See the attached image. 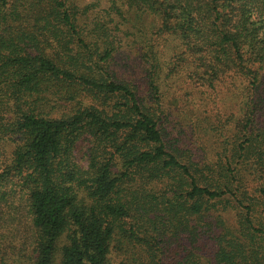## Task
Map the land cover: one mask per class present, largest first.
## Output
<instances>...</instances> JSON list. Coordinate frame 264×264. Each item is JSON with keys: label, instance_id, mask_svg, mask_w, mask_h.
<instances>
[{"label": "trees", "instance_id": "1", "mask_svg": "<svg viewBox=\"0 0 264 264\" xmlns=\"http://www.w3.org/2000/svg\"><path fill=\"white\" fill-rule=\"evenodd\" d=\"M0 264H264V0H0Z\"/></svg>", "mask_w": 264, "mask_h": 264}]
</instances>
